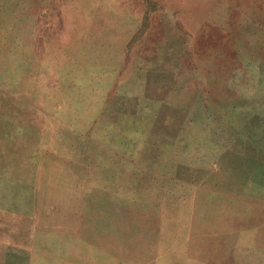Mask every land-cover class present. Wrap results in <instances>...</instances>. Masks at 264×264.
<instances>
[{
	"label": "rangeland",
	"instance_id": "1",
	"mask_svg": "<svg viewBox=\"0 0 264 264\" xmlns=\"http://www.w3.org/2000/svg\"><path fill=\"white\" fill-rule=\"evenodd\" d=\"M0 264H264V0H0Z\"/></svg>",
	"mask_w": 264,
	"mask_h": 264
}]
</instances>
